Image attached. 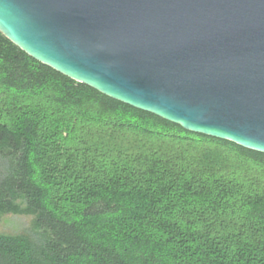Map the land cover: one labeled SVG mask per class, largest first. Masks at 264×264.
Segmentation results:
<instances>
[{"label": "trees", "instance_id": "16d2710c", "mask_svg": "<svg viewBox=\"0 0 264 264\" xmlns=\"http://www.w3.org/2000/svg\"><path fill=\"white\" fill-rule=\"evenodd\" d=\"M0 264H264V154L45 66L0 33Z\"/></svg>", "mask_w": 264, "mask_h": 264}, {"label": "water", "instance_id": "95a60500", "mask_svg": "<svg viewBox=\"0 0 264 264\" xmlns=\"http://www.w3.org/2000/svg\"><path fill=\"white\" fill-rule=\"evenodd\" d=\"M0 33L112 100L264 154V0H0Z\"/></svg>", "mask_w": 264, "mask_h": 264}, {"label": "rangeland", "instance_id": "374dc122", "mask_svg": "<svg viewBox=\"0 0 264 264\" xmlns=\"http://www.w3.org/2000/svg\"><path fill=\"white\" fill-rule=\"evenodd\" d=\"M1 172V167H0ZM34 217L15 213L0 215V234L10 236H27L33 234Z\"/></svg>", "mask_w": 264, "mask_h": 264}]
</instances>
